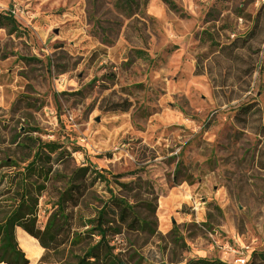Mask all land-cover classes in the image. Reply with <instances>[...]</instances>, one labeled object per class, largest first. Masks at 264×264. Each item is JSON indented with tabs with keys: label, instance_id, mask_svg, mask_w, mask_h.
<instances>
[{
	"label": "rangeland",
	"instance_id": "374dc122",
	"mask_svg": "<svg viewBox=\"0 0 264 264\" xmlns=\"http://www.w3.org/2000/svg\"><path fill=\"white\" fill-rule=\"evenodd\" d=\"M7 14L18 30L0 29V156L28 135L61 144L66 168L131 183L119 192L143 229L109 243L124 264H264V0H0ZM258 15L242 59L210 63L202 33L226 46ZM52 203L40 200L41 226ZM16 240L38 264L37 241Z\"/></svg>",
	"mask_w": 264,
	"mask_h": 264
},
{
	"label": "trees",
	"instance_id": "16d2710c",
	"mask_svg": "<svg viewBox=\"0 0 264 264\" xmlns=\"http://www.w3.org/2000/svg\"><path fill=\"white\" fill-rule=\"evenodd\" d=\"M253 24L252 30L244 37H237L222 47L210 33L203 32L201 41L208 42L217 51L210 63L218 66L223 59L231 64L242 59L234 50L249 48L248 44L262 33L259 15ZM1 28L8 34L17 32L18 27L11 14L0 15ZM133 54L136 60L152 61L144 51L134 50ZM260 68L264 70V65ZM262 92L264 94V88ZM240 111L246 115L251 107L243 106ZM12 138L15 147L7 148L0 156V264H31L17 243V229L36 240L44 250L38 264H124L112 255L113 247H109V243L122 231L143 229V223L130 202L119 192V188H127L131 183L110 180L107 172L88 165L66 168L72 159L71 153L57 142L45 143L28 135ZM0 143H4L1 138ZM100 193L105 199L100 201L101 207H91L89 199ZM42 197L53 200L51 208L55 209L41 226L38 215ZM72 249H80L81 254L74 255L70 252ZM68 250L65 259L61 258L56 263L50 261ZM187 264L226 263L197 259Z\"/></svg>",
	"mask_w": 264,
	"mask_h": 264
}]
</instances>
